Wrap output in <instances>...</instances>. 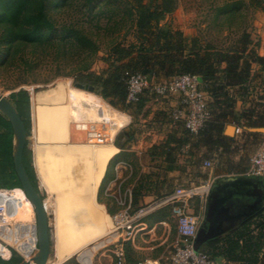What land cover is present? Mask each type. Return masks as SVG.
I'll use <instances>...</instances> for the list:
<instances>
[{
    "label": "trees",
    "instance_id": "1",
    "mask_svg": "<svg viewBox=\"0 0 264 264\" xmlns=\"http://www.w3.org/2000/svg\"><path fill=\"white\" fill-rule=\"evenodd\" d=\"M50 5L74 10L78 17L70 24L58 25L50 15ZM176 5V0H0V26L6 29L1 41L6 45L0 55L9 47L1 67L8 70L22 58L23 64L33 69L37 63L32 60L50 55L57 63L58 73L54 77H79L81 84L93 87L98 96L122 109L132 107L126 104L124 82L132 75L140 74L151 83L195 75L206 84L207 96L218 101L226 98L230 89L246 90L254 66L264 72V55L258 53L259 44L254 43L250 33L244 32L233 47L219 49L206 44L201 36L187 38L182 31L163 26L162 21L176 10ZM243 6L241 1H228L219 8L217 19L222 15L236 19ZM249 7L264 11V0H249ZM104 45L108 68L96 74L91 69ZM64 93L65 83L60 81L50 88L35 89L34 96L37 100L59 101ZM11 99L27 130L30 129V91L22 89L13 93ZM0 128L3 130L0 132V193H14L21 186L14 170L13 133L1 113ZM24 165L38 189L27 149ZM220 242L217 255L228 261L264 264V209ZM124 248L127 263L136 264L131 243L126 242ZM0 262L23 264L24 259L0 242Z\"/></svg>",
    "mask_w": 264,
    "mask_h": 264
},
{
    "label": "crops",
    "instance_id": "2",
    "mask_svg": "<svg viewBox=\"0 0 264 264\" xmlns=\"http://www.w3.org/2000/svg\"><path fill=\"white\" fill-rule=\"evenodd\" d=\"M257 51L261 56L264 55ZM252 72L250 81L245 85L246 90L230 89L227 97H221L218 101L207 96L213 115L212 123L196 137L189 134L183 120L176 121L171 117L175 110L182 109L178 96L158 98L146 94L141 104L127 109L115 108L99 96L110 109L122 115L124 122L114 137L110 132L112 122L105 119L101 122L100 128L109 135L106 136L107 146L99 150L108 151V147L116 149L103 180L113 160L116 161L111 188L122 190L130 183L124 189V197H121L120 202H124L131 210L144 206L155 207L142 220L139 232L131 239L135 242L131 246L136 264L148 259L171 264L173 255H170V244L166 241L159 245H149L151 250L156 246L159 248L156 257L148 256L150 253L145 252L149 249L139 247L136 241L142 236H152L153 229L157 227L164 228L167 234L171 223L175 224L177 232V221L171 207L162 203L174 195L178 188L192 187L198 188L200 195L189 201L187 211L199 217L197 241L200 249L217 259L219 264H240L230 262L217 253L221 247L220 241L235 233L247 219L264 209V177L250 178L246 175L250 159L259 150L264 136V72H259L257 66H254ZM67 88L63 100L53 101L61 105L44 103V106L64 112V120L58 130L63 131L61 145L70 148L87 147L84 143L74 144L67 139ZM74 88L82 90L77 86ZM85 91L97 95L95 90ZM37 101L33 92L31 105L42 104ZM52 132L55 136V130ZM206 163H211L212 167H206ZM206 185H209L207 190ZM175 239L179 242L178 232ZM35 241V238L24 240L16 250L28 259L37 247ZM58 254V258L62 259L61 252ZM142 255L149 258L143 260ZM63 259L66 262L70 258ZM93 259H82L83 264H92ZM58 261L53 264H58Z\"/></svg>",
    "mask_w": 264,
    "mask_h": 264
},
{
    "label": "rangeland",
    "instance_id": "3",
    "mask_svg": "<svg viewBox=\"0 0 264 264\" xmlns=\"http://www.w3.org/2000/svg\"><path fill=\"white\" fill-rule=\"evenodd\" d=\"M176 1V10L172 14L166 15L161 23L163 26L180 30L190 38L201 36L206 44H212L219 49L233 47L243 33L247 32L251 34L254 43L259 44L257 49L264 53V11L249 7V0ZM228 1H241L244 6L236 14V19H234L235 16L234 18H228L229 15H222L217 19L219 8L223 7ZM49 8L50 15L58 25L72 23L79 14L74 10H65L51 5ZM5 10L6 7L3 8L1 13H4ZM5 34L6 29L0 26V50H3L6 45H3V42L1 43ZM129 38L133 39L132 37ZM7 50H9V47H6V50L0 55V95L8 98L13 104L14 100L11 99V95L22 89H27L33 94L37 88H50L60 81L65 83V89L67 84L73 88L81 84L80 78L76 76L54 77L58 73L57 63L53 61L50 55L38 57L34 60L30 56L29 58L37 63V66L33 69L25 66L21 58L16 60L15 66L4 70L1 63L7 54ZM106 51V46H102V50L97 54L96 61L92 66V72H100L101 69L104 70L108 67L104 61L107 57ZM44 101V99L37 101L39 104L42 103L41 105H31V127L27 130L26 149L31 154L38 191L50 208H52V202L55 212L53 218L55 220L52 221L51 229L52 251L49 264L58 261L59 252H61L63 258L75 256L83 264L82 259H85V249L79 250L82 246L81 242L79 243L77 240V236L85 234L89 238H95L98 235H106L109 231H112L108 220L123 210L120 199L124 197V189L130 183H127L122 190L111 188L116 166V161L113 160L111 167L109 166L107 177L103 180L95 197L101 170L100 165L107 156H110V151L87 147L70 148L61 145L62 139L60 137L63 131L58 130L62 126L64 112L63 110L60 112L52 110V107L48 105L44 106ZM73 128L76 130V127ZM53 130L56 132L55 136ZM2 131V128H0V132ZM66 134H68L67 116ZM77 136L80 137V135ZM53 140L55 142H52ZM4 195L11 197L14 200V205L10 216V231H1L0 242L8 246L10 244L15 249H18L20 243L27 239L35 238V242H37L36 216L22 190L5 193ZM80 224H83L82 227ZM153 233L152 236L140 237L136 241L137 245L143 247V249H149L145 252L150 253L148 256L153 255V257H156L159 248L156 246L151 250L149 245H159L166 241L168 245L170 244V255H173L178 243L175 239L177 238L175 224L171 223L167 234L162 227L153 229ZM130 243L133 246L135 242L131 241ZM113 252L114 248L112 246H106L98 251L95 254L96 256L94 255L92 264H115ZM36 253L37 250L35 249L33 255ZM147 258H149L147 255H142L143 260Z\"/></svg>",
    "mask_w": 264,
    "mask_h": 264
},
{
    "label": "built area",
    "instance_id": "4",
    "mask_svg": "<svg viewBox=\"0 0 264 264\" xmlns=\"http://www.w3.org/2000/svg\"><path fill=\"white\" fill-rule=\"evenodd\" d=\"M124 82L127 87L126 104L129 106L138 105L146 94L158 98L178 96L182 109L175 110L171 117L176 121L183 120L191 136H198L212 121L213 115L207 101L206 84L198 76L182 75L166 81L151 83L144 76L137 74L130 76ZM88 138L91 144L96 147L108 144L105 134L99 130L89 133ZM205 166L211 168L212 164L206 163ZM246 175L250 178L264 177V136L259 150L250 159ZM205 188L207 190L209 185H206ZM198 190L196 187L178 188L174 195L162 203L171 207L180 237L171 258V264H219L217 259L206 251L200 248L195 249L200 221L198 216L187 211V206L190 200L200 195ZM13 205L14 200L11 197L0 193V231L11 228L10 216ZM120 205L123 210L111 217L114 238L108 245L114 248L115 264H128L124 244L139 232L143 225L142 220L150 215L155 207L144 206L137 210H131L124 202H120ZM9 246L23 259H27L10 244ZM34 251L29 258L33 256ZM140 264L162 263L158 260L148 259Z\"/></svg>",
    "mask_w": 264,
    "mask_h": 264
},
{
    "label": "water",
    "instance_id": "5",
    "mask_svg": "<svg viewBox=\"0 0 264 264\" xmlns=\"http://www.w3.org/2000/svg\"><path fill=\"white\" fill-rule=\"evenodd\" d=\"M78 88L82 90H88L93 92L94 88L88 85H77ZM45 104H58L50 99H46ZM0 113L8 120L10 123L12 133H13V142H14V155H13V163L14 170L17 175L18 181L21 186V190L24 193L25 197L31 202L33 205L35 215H36V223H37V231H38V243H37V253L34 254L29 260L24 259L23 264H48L52 251V238H51V229H52V221L53 214L50 208L45 206V201L38 189L35 188L29 174L24 165V153L27 148L28 141V133L26 125L23 119L20 117L15 105L6 97L0 95ZM113 147H108V151L110 156L104 159V162L100 165L101 170L99 172V182L96 188L95 197L97 196L101 182L104 178L105 171L108 167L111 157L116 153V149ZM109 226L112 229L111 218L108 220ZM10 231V229H5ZM4 230V231H5ZM1 233V231H0ZM200 248V243L197 241L195 244V249L198 250ZM0 264H4L0 262ZM63 264H81L77 257H72L68 259Z\"/></svg>",
    "mask_w": 264,
    "mask_h": 264
},
{
    "label": "bare ground",
    "instance_id": "6",
    "mask_svg": "<svg viewBox=\"0 0 264 264\" xmlns=\"http://www.w3.org/2000/svg\"><path fill=\"white\" fill-rule=\"evenodd\" d=\"M104 101V100H103ZM100 98L95 95L85 91L78 90L71 86L67 88V100H66V116H67V139L68 141L74 144H86L87 147L101 149L103 147H96L91 144V141L88 140V134L92 131H102L100 126H102V120H108L111 123V134L114 137L119 130L118 128L123 125L122 115L117 114L112 109H110ZM52 105V104H50ZM63 107V106H62ZM124 120V119H123ZM128 121V120H127ZM107 124V123H106ZM105 124V125H106ZM109 124V123H108ZM110 125V124H109ZM108 125V126H109ZM113 126V127H112ZM76 127V130L73 128ZM123 127V126H122ZM72 132V133H71ZM103 132V131H102ZM104 133V132H103ZM106 133V132H105ZM104 133V134H105ZM77 135H80L78 137ZM109 134H105L107 136ZM86 137V138H85ZM108 141V139H107ZM87 142V143H86ZM49 199V198H48ZM29 201V200H28ZM48 202V200H47ZM31 204V202L29 201ZM32 208L33 205L31 204ZM45 206L50 208L46 203ZM52 214L53 218L55 216V212L53 209V205L51 202ZM34 210V208H33ZM35 213V211H34ZM36 216V215H35ZM55 220V219H53ZM56 222V221H55ZM37 224V223H36ZM83 224L80 226L82 227ZM83 229V228H82ZM85 233V231H83ZM88 235V234H87ZM89 236V235H88ZM114 236L112 235V231H109L106 235H98L95 238L87 237L85 234H80L77 236V240L79 243L81 242V249H85L84 258L87 261H91L94 255L108 246L110 242L113 240ZM37 243H38V231H37ZM82 257V256H81ZM59 259V258H58ZM65 263V260L62 258L59 259L58 264ZM49 264V263H48ZM57 264V263H56Z\"/></svg>",
    "mask_w": 264,
    "mask_h": 264
}]
</instances>
